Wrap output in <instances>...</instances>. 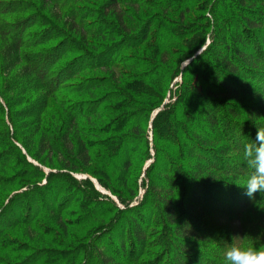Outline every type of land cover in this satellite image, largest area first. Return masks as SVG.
Listing matches in <instances>:
<instances>
[{
  "label": "trees",
  "instance_id": "obj_1",
  "mask_svg": "<svg viewBox=\"0 0 264 264\" xmlns=\"http://www.w3.org/2000/svg\"><path fill=\"white\" fill-rule=\"evenodd\" d=\"M37 1L40 2V0ZM186 1L179 0L178 5ZM122 2L124 3L122 0H107L104 7L106 11L117 12L119 11L118 6ZM239 2L238 6L241 9L244 8L245 1L239 0ZM127 4L136 9V16H140L142 11L139 6L143 7L142 2L131 1ZM219 4L222 3L219 2ZM58 5L60 2L57 1L54 6L58 7ZM64 6L63 3L62 7L64 8ZM190 6L189 8L184 6L183 9L178 10L181 21L191 12ZM119 12H117V16L121 26L124 27L123 18L127 13L122 14L123 10L121 11V9ZM243 22H245L244 28L248 29L247 33L241 26L244 35L237 32L239 27L233 28L229 34L223 32L220 27L213 39L211 51H206L190 61L181 73L182 90L174 105L164 104L163 109L157 115L151 114L149 111L148 113L143 106L126 107L128 113L103 128L101 134L107 133L109 138L97 146L84 141L81 137L84 132L78 128L75 131L77 139L73 144L69 139V132L73 131L71 126L62 127L66 132L60 136L64 146L55 143L54 139H48L51 132L41 131L43 115L49 105V95L36 96L42 87L40 78L46 74L40 60L42 57H35L26 63V67L18 69L22 63L20 50L23 45L20 37H11L10 33L13 31L11 27L10 31L4 30L3 33L9 44L1 54L3 68L7 73L18 69L15 82L12 83L13 87L9 92L24 96L34 94L36 97L29 103L17 101L12 104L9 98L0 102L1 113L4 112V107L8 110V120L0 124V129L4 130V133H0V148L5 147L6 150L0 151V193L3 194L10 188L16 187L19 182L25 183L18 192H13L5 198L4 194L0 198L2 199L0 201V251L8 252L3 257L0 256V264L80 263V253L70 246L67 247L68 250H66L63 261L59 256H54V252L47 247L33 251L29 249L30 254H25L28 251L26 243H22L11 234L15 229L23 227L30 228L39 234L43 232L41 230H44L43 234L48 236L51 233L54 240L61 233L68 236L65 225L69 221L59 222V219L64 216L63 214L69 212L67 209L69 206L63 205L58 198L64 190L63 187L58 188L56 184L50 182L53 178L59 177L63 181L66 180L65 185L67 184L71 188L70 182L74 180V177L68 172L81 171L76 164L75 167L73 166L74 161L82 162L84 166H91V152L95 147H98L100 153L102 152L97 159L99 166L89 167L86 172L87 178L83 184L99 198L101 193L96 189L92 180L96 181L103 190L115 197L117 202L125 208H119L113 200L101 201V203L96 199L94 202L99 203H91L86 197H82V193L76 189V186L79 185L76 184L75 188H72L77 201L75 215L71 216H75V221L72 222V224L75 223V227L80 229L99 218L106 219L105 225H102L103 223L96 225L92 231L95 234L87 239V244L84 247L90 248L88 244L92 243L96 234L99 236L108 234L110 245H113L119 254L110 256L107 253L105 255L98 253V258H96L95 254L90 252V264H144V261H140V259L148 247L161 248L164 253L162 257L153 256V262L150 261L149 264H200L198 261L193 262L192 258H187L184 255L185 251L182 250L189 245L187 238L191 235L190 228L199 236H203L205 241L214 244L222 243V246H226L227 249L231 246L264 249V228L243 221L244 216L251 211L259 213L260 218H264V199L257 195L254 201L249 200L243 194L242 188L245 185L239 184L236 180L237 178H249L252 173V169L247 166L244 159L243 150L245 145L254 142L256 130L264 128V123L249 128L235 120L237 117L249 119L252 122L264 119V103L247 107L244 110L243 108L223 107L218 100L216 101V97H233L236 93L243 91L241 88L236 90L239 83L233 79L234 76L231 72L235 70L229 60H241L244 65H250L253 62L248 44H250L252 33L255 32V26L252 20L246 19ZM148 26L141 32L144 33V36L149 34ZM172 42L175 43L173 40ZM221 53L225 56H219ZM175 55L176 53H171L169 57ZM228 55L230 59H227ZM179 58L172 59L169 62L170 66H173L176 63L175 60ZM201 58L212 61L211 65L207 63V60L203 62V65L209 66L211 78L207 76V71L201 72L202 65L196 63ZM166 61L167 59L163 58L159 62L165 63ZM202 61L204 60L200 62L202 63ZM220 69H225L226 72H221ZM189 71L195 74L200 73L201 78L198 82L203 90H196L197 82L194 81V77L188 76ZM148 73L145 76L146 79L153 76V69H150ZM223 74L230 77L224 75L223 81H220L217 76L221 75L222 77ZM155 75L157 76V74ZM164 75L158 80H153L154 77L150 78L151 81L148 80L154 85H162L166 82ZM140 80L143 82L142 78ZM229 85L231 87H227ZM148 94L149 92L142 95L143 98L148 97ZM153 98L155 99L157 96L154 95ZM193 105L197 111L195 113L188 112V108ZM147 116H149L148 119ZM8 129H11V132ZM40 133L41 136L35 143L34 137ZM98 134L99 137L100 133ZM15 139L18 142L13 141ZM5 140H7V144H5ZM213 144L219 147H211ZM145 151L149 152V159L152 156L151 152L154 151L153 162L145 169L146 173L149 171L158 172L159 177L155 174H148L150 178L146 184L142 178L133 184L132 160L136 155ZM67 152H75L74 161H68ZM53 154L60 155L67 160L63 165V170L67 171L57 177L50 172L51 170L48 173L44 172V169H51L48 164L54 165ZM229 154H233V156H229ZM15 157L20 162L22 169L13 171L16 169L17 163L10 161ZM47 157H49V162L46 161ZM29 158L32 162L29 161ZM11 170L14 172L10 174L11 177H5L2 174ZM145 177L147 176L145 175ZM41 179L49 182L43 186L36 183L35 187H31L33 181L38 182ZM52 184L55 186L53 187ZM141 187H145L146 191L143 202L137 206H130L131 202L138 199L137 194ZM49 189H52L51 200L49 199L50 201L47 202L46 192ZM100 205H105L107 208L96 214L94 211L97 209L93 211V208ZM84 206H91L90 211L94 213L90 211L89 213H79L81 211L79 209ZM200 209L238 216L240 220L242 219L240 231L235 233L231 229L217 227L206 221L201 222L200 217L196 215V211ZM112 214L113 217L106 218L107 215L109 217ZM127 214L131 215L130 218ZM155 214L156 221L152 218ZM47 221H51L54 226L47 227ZM180 221H185L188 224ZM151 228H159L161 232L156 238L157 240L152 243H150L151 235L148 232ZM53 243L58 244L56 240ZM94 245L93 250L95 251L96 244L94 243ZM127 253L132 256L126 258ZM207 253V255L199 256L197 260H205L206 264H227L226 256L212 255V252Z\"/></svg>",
  "mask_w": 264,
  "mask_h": 264
},
{
  "label": "rangeland",
  "instance_id": "obj_2",
  "mask_svg": "<svg viewBox=\"0 0 264 264\" xmlns=\"http://www.w3.org/2000/svg\"><path fill=\"white\" fill-rule=\"evenodd\" d=\"M57 1L58 3L60 2L61 6H54ZM106 1L40 0L38 2L37 0H0V102L9 98L12 104L17 101L29 103L38 95H49L48 110L44 113L42 125L40 126L41 131L51 132H48L50 134L49 140L54 139L55 143L63 145L60 136L66 132L62 127L71 126L73 131L69 132V139L73 144H75L77 139L75 131L80 129L84 132L81 134L84 141L89 144H95V146L101 145L104 140L109 138L107 133L103 134V136L101 131L112 121H116L128 113L126 107L143 106L147 112L157 115L163 109L165 103L171 106L174 105L182 90L181 73L190 61L206 51H211L213 39L220 27H222L223 32L229 34L233 28H240L241 26L247 33L248 29L244 28L245 22H243L246 19L252 20L255 26V32L252 31L254 33H252L250 44L247 43L252 52L253 62L250 65H244L241 60L235 59V61H231L229 55L227 58L230 59L229 61L235 70L231 72L234 76L233 79L239 83L236 90L241 88L243 91L236 93L233 97H216V101L218 100L223 107L229 106L243 108L244 110L247 107L264 103V0H244V8L242 9L237 4L239 0H187L188 2H182L179 5V0H122L124 3L122 2L118 9L119 11L120 9L121 11L123 10L122 14L127 13L123 18L124 27L121 26L117 16L119 11H106L104 7ZM131 1L143 3V7L139 6L142 11L140 16H136L137 11L135 8L128 6L127 3H131ZM192 1L193 3L191 4ZM219 2L222 4L220 5ZM63 3L65 5L64 8L62 7ZM224 3L226 4L224 5ZM184 6H188V8L190 6L191 12L181 21L178 10L183 9ZM119 15H121L120 12ZM147 25H149V34L144 36V33L141 32ZM10 27L13 29L10 33L11 37H20L23 45L20 50L22 63L18 69L26 67V63L35 57H42L40 60L42 65H44L46 74L40 78L42 87L36 96L34 94L27 96L16 95L9 92L18 73V69L10 73L5 72L1 60V54L9 44L3 31H10ZM237 32L241 35L245 34L243 30L241 31V28ZM171 53H176V55L169 57ZM219 56L224 57L225 55L221 53ZM178 57L181 59L175 60L176 63L170 66L169 62ZM163 58H166L167 61L165 63L159 62ZM201 60L204 61L201 63ZM206 60L209 65L213 64L210 59L206 58H201L196 63L202 65L201 72L207 71V76L211 78L212 74H210L209 66L203 65ZM150 69H153V80H158L165 74L166 79L164 81L166 82L162 85L152 84L150 82L152 77L148 78L150 81L145 77L149 74ZM220 70L221 72H226L225 69ZM189 72L191 74L188 73V76L194 77V81L197 82L195 85L196 90H203L198 82L201 78L200 73ZM224 75L217 77L220 81H223ZM225 77L229 78L230 76L225 75ZM140 78L143 79V82H141ZM227 87H231V85ZM147 92H149L148 97L143 98L144 96L142 95H146ZM154 95L157 98L154 99ZM194 105L188 108L189 110L187 111L195 113L197 108ZM152 109L155 110L152 111ZM151 114L150 116H152ZM7 117L8 110L4 107L3 113L0 110V124L7 121ZM235 120L249 128L259 123H264V119L252 122L249 119L237 117ZM8 131L11 132V129H8ZM1 132L4 133L2 128L0 129ZM98 133H100L99 137L97 136L99 135ZM40 136L41 133L34 137L35 143H37ZM13 141L18 142L16 139ZM5 144H7V140H5ZM211 147L216 148L219 146L213 144ZM4 150L5 147L0 148V151L4 152ZM91 153V166H99L97 159L102 152L100 153L98 147H95ZM67 154L69 155L68 161L75 160V152H67ZM148 155L149 152H141L132 160L131 174L133 184L137 183L140 178L146 184L150 178L148 174L158 176V172L149 171L146 173L145 167L148 162H153L154 151L151 152L152 156L150 159ZM229 156H233V154H229ZM52 157L54 165L48 164L51 169H44V172L48 173L51 170L50 172L57 177L67 171L63 170V165L67 160L57 154H53ZM46 161L49 162V157L46 158ZM10 162L17 163L16 169H13V171L22 169L16 157ZM75 164L81 171L77 173L68 172L74 177V180L70 182L71 188L67 184L65 185L66 180L63 181L59 177L53 178L50 182L56 184L58 188L63 187L64 192L58 198L63 205L69 206L67 208L69 212L68 214L64 213L59 222L62 223V220L64 222L69 221L65 225L69 237L61 233L56 236L55 240L58 244H55L51 233L46 236L43 234L44 230H41L43 232L39 234L30 228L19 227L12 232L11 236L16 237L22 243H26L28 251L25 254H30L29 249L33 251L47 247V249L54 252V256H59L61 261H63L66 250H68L67 247L70 246L80 253L81 261L78 264H90V252H93L96 258H98V253H104V255L107 253L110 256L119 255L115 247L110 245L108 234L100 233V236L96 234L92 241L93 244H88L90 248L84 247L87 244V239L95 234L92 231L96 228V225L102 223V225H105V218H99V220L94 221L95 223L92 222V224L80 229L75 227V223L72 224L75 221V216H71L75 215V205L77 203L75 192L72 188H75L76 184L79 185L76 186V189L82 193V197H86L91 203H95L96 199L100 202L113 200L119 208H125L105 190V194H103L104 192L101 193L98 190L100 187H96V189L101 193V197L98 198L93 195L91 190L83 184L87 178L86 172L91 166H84L79 161H74V167ZM13 171L2 174L5 177H11L10 174H13ZM236 180L239 184L245 185L248 178H237ZM47 182L45 179H41L38 182L33 181L31 187H35L36 183L39 186H43ZM93 183L96 186V181ZM24 184V182H19L16 187L10 188L3 194L0 193V198L4 194L3 197L5 198L13 192H18L19 188L23 187ZM54 184H52L53 187L55 186ZM52 189L46 192L47 198H45L47 202L51 200ZM145 192V187H141L137 194L138 199L131 202L130 206H137L142 203ZM106 208L105 205H100L93 208V211L97 209L94 211L97 214L98 211ZM90 209H92L91 206L81 207L79 213H89ZM127 215L130 218L131 215ZM196 215L200 217L201 222L206 221L217 227L231 229L235 233L239 232L241 228L240 222L242 219L240 220L238 216L234 217L229 214L202 209L196 211ZM110 217H113V214L109 217L108 215L106 216L107 219H110ZM152 218L156 221V214ZM243 221L251 222L264 228V218H260L259 213L256 214L254 211L244 216ZM180 222L185 223V221ZM46 225L47 227L54 226L51 221H47ZM188 226L190 227V225ZM148 232L151 235L150 243L155 242L161 233L159 228H151ZM189 232L191 233L190 237L187 238L189 245L182 250L185 251L184 255L187 258H192L193 262L198 261L200 264H206L205 260L199 261L197 258L207 255V252H212V255L226 256L228 249L226 246L223 247L222 243L214 244L205 241V238L193 232L192 228H190ZM94 243L96 244L95 251L93 250L95 247ZM7 253L2 250L0 251V256L3 257ZM163 254L161 248L148 247L140 261H144V264H149L150 261L151 263L153 262V256L162 257ZM131 256V254L127 253L126 258Z\"/></svg>",
  "mask_w": 264,
  "mask_h": 264
},
{
  "label": "clouds",
  "instance_id": "obj_3",
  "mask_svg": "<svg viewBox=\"0 0 264 264\" xmlns=\"http://www.w3.org/2000/svg\"><path fill=\"white\" fill-rule=\"evenodd\" d=\"M244 159L252 173L243 189L249 200L257 195L264 199V128L256 130L254 142L244 146ZM227 264H264V249L231 246L226 252Z\"/></svg>",
  "mask_w": 264,
  "mask_h": 264
},
{
  "label": "water",
  "instance_id": "obj_4",
  "mask_svg": "<svg viewBox=\"0 0 264 264\" xmlns=\"http://www.w3.org/2000/svg\"><path fill=\"white\" fill-rule=\"evenodd\" d=\"M188 63H189V62H188ZM165 104H166V103H165ZM30 162H32V161L30 160ZM151 163H152V161L148 162L145 168H147ZM34 164H35V163H34ZM35 165H37V164H35ZM93 182H94V181H93ZM96 187L98 188V187H100V186L96 183ZM98 190H99L101 193L104 192V190H103L101 187H100V189L98 188ZM103 194H105V192H104Z\"/></svg>",
  "mask_w": 264,
  "mask_h": 264
},
{
  "label": "bare ground",
  "instance_id": "obj_5",
  "mask_svg": "<svg viewBox=\"0 0 264 264\" xmlns=\"http://www.w3.org/2000/svg\"><path fill=\"white\" fill-rule=\"evenodd\" d=\"M100 189V188H99Z\"/></svg>",
  "mask_w": 264,
  "mask_h": 264
}]
</instances>
